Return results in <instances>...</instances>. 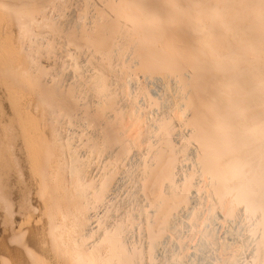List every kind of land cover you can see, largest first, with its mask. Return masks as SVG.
Returning <instances> with one entry per match:
<instances>
[{
    "label": "bare ground",
    "instance_id": "6f19581e",
    "mask_svg": "<svg viewBox=\"0 0 264 264\" xmlns=\"http://www.w3.org/2000/svg\"><path fill=\"white\" fill-rule=\"evenodd\" d=\"M56 2L0 0V264H156L155 258L159 264H264V0H99L89 25L72 36L77 20L69 35L71 44L92 52L86 76L75 70L61 42L44 48L36 41L39 29L68 34L73 18L66 26L49 19ZM40 54L50 56L53 70ZM68 66L76 72L71 89L64 87L69 105L81 98L107 129L114 125L116 153L107 130L97 132L96 126L87 125L94 133L85 127L79 134L92 132L83 138L86 147L78 139L84 159L81 148L74 144V150L61 135L69 126L64 118L70 123L74 113L62 109L64 98L55 104L64 94L54 95L61 88L55 78ZM131 85L148 110L160 107L155 117L132 98ZM189 143L196 147L193 162ZM117 151L121 159L146 154L138 176L141 200L152 209L142 227L144 250L135 243L127 247L120 227L98 232V238L88 228L86 212L104 204L127 170ZM180 156L183 166L191 159L190 172L179 173ZM101 158V173L90 178L97 173L93 161ZM14 216L24 220L15 225ZM242 221L251 238L260 232L257 243L248 239L250 249L241 239L249 233L239 235Z\"/></svg>",
    "mask_w": 264,
    "mask_h": 264
},
{
    "label": "rangeland",
    "instance_id": "374dc122",
    "mask_svg": "<svg viewBox=\"0 0 264 264\" xmlns=\"http://www.w3.org/2000/svg\"><path fill=\"white\" fill-rule=\"evenodd\" d=\"M56 1V0H55ZM68 1V2H67ZM99 0H58V2H56V4H58V6L56 5H54V6H52L51 7V9H47L48 11H47V13H48V15H49V19H51V21H53V23H55V24H57V26H59V24L60 25H62V24H64L65 26H66V24H68V22L66 21V20H68L69 19V17H70V19L71 18H73V19H71L70 21H69V23L71 24L72 22H73V24H71L70 25V30H67L68 31V34H66L65 33V31H62L63 30V28H61V31H58L59 33H56V35L54 34H50L49 33V31H46V30H44V31H42L41 29H39L38 31L40 32V34H41V39H36L35 37H34V39H36V41L37 42H39V44H41V46L42 47H47V46H50V43H51V47H55V48H57V45H58V48H59V45H60V47H62L61 49H63V46L67 49V50H69L68 52L72 55H70V57H69V59L68 60H70V62L72 61V64H74L76 67H75V70L77 71V72H79L80 74L82 73V75L84 74L85 76L86 75H88V73H90V71L92 70V65L90 66L89 65V63H91L92 61H93V56H92V52L90 51V50H87V49H83V50H81L82 48H77V46H76V42L74 43H72L71 44V36H69L70 35V33H72V31L74 32V33H72V36H77L75 33L78 31V32H80V30H81V26H84V25H89V22H90V19H91V17H92V14L94 13V10L93 9H101L100 7H99V2H98ZM73 2V3H72ZM88 3V4H87ZM78 4H80V5H78ZM60 5V6H59ZM76 5V6H75ZM72 6V7H71ZM53 7H55L54 9L55 10H53ZM85 7H87V9H85L84 10V8ZM97 7V8H96ZM73 8V9H72ZM66 9H67V11H66ZM71 9V10H70ZM52 10V11H51ZM70 10V11H69ZM75 10V11H74ZM74 11V12H73ZM83 11V12H82ZM65 12H67V13H65ZM50 13V14H49ZM75 13V14H74ZM72 14V15H71ZM74 14V15H73ZM51 15V16H50ZM71 16H73V17H71ZM81 16V17H80ZM83 16H84V18H83ZM78 17H80V18H78ZM64 18H65V20H64ZM85 18H86V20H85ZM88 18H89V20H88ZM81 21H80V20ZM83 19V20H82ZM77 20L79 21V22H77ZM85 20V22H83ZM65 22H66V24H65ZM75 22H77L76 24H77V30H76V28L75 29H73V30H71V26L72 25H76L75 24ZM87 22V23H86ZM85 23V24H84ZM69 25V24H68ZM56 26V27H57ZM74 26H72V28H73ZM80 29H79V28ZM44 32V33H43ZM61 32V33H60ZM47 33V34H46ZM63 33V34H62ZM64 33L66 34V37H65V35H64ZM61 35V36H60ZM64 35V36H63ZM55 36V37H54ZM59 36H60V38H59ZM63 36V37H62ZM194 36H196L195 34L193 35V36H191V37H189V38H192V37H194ZM54 37V38H53ZM70 37V38H69ZM43 38V39H42ZM62 38V39H61ZM66 38H67V41H66ZM71 39V40H70ZM33 40V39H32ZM32 40H31V43L33 44V42L35 43L36 41H34L33 40V42H32ZM50 40V41H49ZM68 40H70V42L68 43ZM37 42H36V44H37ZM45 42V43H44ZM49 42V43H48ZM54 42H56V43H54ZM61 42V43H60ZM49 44V45H46V44ZM67 45H66V44ZM36 44H33V46L35 45L36 46ZM45 44V45H44ZM69 44H71V47H69L70 45ZM78 44V43H77ZM63 45V46H62ZM74 46V47H73ZM53 47V48H54ZM76 47V48H75ZM44 48L43 49H41L42 51H44ZM52 48V50L51 51H54L55 49H53ZM74 48V49H73ZM51 49V48H50ZM73 50V51H72ZM77 50V51H76ZM86 50V51H85ZM57 50H55V52H56ZM72 51V52H71ZM88 51H90L89 53H88ZM43 53V52H42ZM54 53V52H53ZM52 53V54H53ZM83 53H84V55H83ZM43 55V56H42ZM75 55V56H74ZM42 56V57H41ZM46 55L45 54H40L39 56H38V58L40 57V59H45V61L43 60L42 62L40 61V59H39V61L42 63V64H46L45 66L47 67V65H48V62H47V60H46V58L47 57H50V56H48L47 55V57H45ZM91 56V57H90ZM76 57V58H75ZM129 57V56H128ZM78 58V59H77ZM87 58V59H86ZM126 60H128L127 59V56H125L124 57ZM48 60H49V58H47ZM72 59V60H71ZM75 59H77L76 61H75ZM92 59V60H91ZM91 60V61H90ZM80 63H79V62ZM88 61V62H87ZM90 61V62H89ZM45 62H47V63H45ZM52 62V61H51ZM83 62V63H82ZM116 62H118L117 60H116ZM77 63V64H76ZM85 63V64H84ZM93 64V63H92ZM117 65V63H115L114 62V65ZM130 64V63H129ZM43 65V66H44ZM115 65V66H116ZM49 67V66H48ZM48 67H47V69H48ZM69 67V66H68ZM78 67V68H77ZM49 68H52V70L54 69L53 67H49ZM70 68L71 67H69L68 69L66 68V70L67 71H65L66 72V74L64 75V76H62L61 77V75L62 74H60V73H63L64 74V70L63 71H61V72H59V73H57L56 71V73L53 71L52 72V76H53V74L55 73L56 74V76L58 75L59 77H60V79L59 78H55L56 80H57V84L55 85V84H53V85H55V86H57L59 83H60V85L57 87V88H59V87H63V89H64V87L66 88V89H68L69 90V88L71 89V87H72V80L74 79H76V76H74V74L76 73L75 71H74V69L72 68L71 70H70ZM77 68V69H76ZM118 68V67H117ZM86 69V70H85ZM70 73H69V72ZM48 72H49V74H48V76L51 74V72H50V70H48ZM75 72V73H74ZM74 73V74H73ZM55 74H54V76L53 77H55ZM68 74V75H67ZM69 74H71V75H69ZM51 76V77H52ZM57 76V77H58ZM74 76V77H73ZM73 77V79H71ZM66 78H68V80H64V79H66ZM54 79V80H55ZM69 79H71V80H69ZM58 80H60V81H58ZM63 80V81H62ZM141 80V79H140ZM59 82V83H58ZM72 82V83H71ZM75 82V81H74ZM71 83V85H70V87H69V84ZM65 84V85H64ZM67 84V85H66ZM51 85V84H50ZM53 85H51L52 87H53ZM68 86V87H67ZM48 87H50V86H48ZM52 87L49 89V90H51V92L53 91L52 90ZM57 88H55V89H57ZM61 88H59L60 89V91L58 92L57 90V94L55 93L56 91H53L55 94L54 95H56L57 97H58V94L60 93V92H63L64 94H63V97H62V94H59V96H61V97H59V99L58 100H56L57 101V103H55V98H54V102L53 103H55V104H57L58 105V102H59V100H60V98H64L63 100H64V102H65V104H67L66 106V109L65 108H63L62 107V109L63 110H69V112H71L70 114L68 113V115L70 116V115H72V113H74L73 114V119L72 118H70V123H69V119H66L67 117H65L64 119H62V120H64V121H68V123H67V121H66V123H63V125H65V124H68L69 126H67V125H65V126H67L66 128L64 127V129H62V131H61V135L63 136V138L65 137V139H68L69 141L70 140H72V144L74 145V144H77V146H78V144H80L79 142L80 141H82V139L85 137L86 138V136H87V134L86 135H83V137H80V135H82V130H83V132L84 133H86V130H90V128H89V126L90 127H95L96 126V129L97 128H99V129H97L98 131L97 132H100V131H106L105 133L107 134V136H110L111 137V143H113V144H109L110 146L112 145V147H110V149H112L115 153H116V149L118 148L117 147V145L116 144H119L120 142V138L118 139V136L116 135V132L114 133L113 131H116V129L114 128V125L113 126H111V129H107V126H106V123L104 124L103 122H104V120L102 121V120H100V118L101 117H99L98 116V114H97V117H99V118H97V117H95L94 115H96V113L95 114H93L94 112H93V110H94V108L93 107H91L90 105L88 106V103H86V106H84V103L82 104L81 102L83 101V100H81L80 101V99H77V100H79V103H80V105L82 106H80V105H78L79 103L78 102H74L75 104H77L78 106H80L79 108V110H81V111H77V110H75V109H78V107L76 108H73V106H72V101H70V105H69V95L67 94L66 95V93L68 92V90H66V89H61ZM150 88V87H149ZM154 87L152 86V89H153ZM58 89V90H59ZM191 89V88H190ZM61 90H63V91H61ZM136 90H138L137 88H136V86L135 85H131V95L133 94V96H132V98L133 99H135L136 97H137V103L139 104V106H141L140 108H142L143 110L145 109V107L147 108V104L143 101V98H142V96L139 94H137V93H139L138 91H136ZM67 91V92H66ZM52 92V93H53ZM70 92V91H69ZM137 92V93H136ZM71 94V93H70ZM117 95V93L115 94V96ZM55 96V97H56ZM114 96V95H113ZM114 96V97H115ZM120 95L118 94L116 97V99H120V97L122 98V96H120ZM138 96L139 97H141V98H138ZM53 97V96H52ZM131 98V99H132ZM62 99H61V101L60 102H62V106H63V101H62ZM66 99V100H65ZM83 99V98H82ZM68 100V101H67ZM142 100V101H141ZM52 101V100H51ZM117 101H120V100H117ZM124 101V100H123ZM86 102H87V100H86ZM129 102V101H128ZM73 103V104H74ZM145 103V104H144ZM54 104V105H55ZM157 104V103H156ZM210 104H212V103H210ZM119 105H121V104H119ZM70 106H72V108L70 107ZM84 106V107H83ZM118 106V105H117ZM150 106V105H149ZM157 107V109L155 110H153V108H152V106L150 107V108H152V109H150V110H152V111H150V110H148L149 109V107L147 108V110L146 111H148V112H150L151 113V115L150 116H152V117H155L157 114H158V111L160 110V107H158V105H156ZM194 106L196 107L197 105H196V103L194 104ZM90 108V109H89ZM93 109V110H92ZM159 109V110H158ZM92 110V111H91ZM77 111V112H76ZM86 111V112H85ZM91 111V112H90ZM95 111V110H94ZM80 112V113H79ZM93 112V113H92ZM157 114H156V113ZM160 112V111H159ZM66 112L64 111V114H65ZM79 113V114H78ZM63 114V115H64ZM93 114V115H92ZM62 115V118L64 117V116H66V115H64L63 116ZM81 116V117H80ZM72 117V116H71ZM77 118V119H74V118ZM81 119H80V118ZM87 117V118H86ZM79 118V119H78ZM90 118V119H89ZM71 119H72V121H71ZM99 119V120H98ZM62 120H61V123H62ZM82 120V121H81ZM92 120V121H91ZM63 121V122H64ZM97 121H98V123H97ZM102 121V122H101ZM95 122V123H94ZM76 123V124H75ZM71 124V125H70ZM86 124V125H85ZM94 126H93V125ZM84 125V126H83ZM87 125H89V126H87ZM101 125H102V128H101ZM106 127H105V126ZM60 126H62V124L60 125ZM73 126V127H72ZM116 126V125H115ZM85 127H88V129L87 128H85ZM103 127H104V129H103ZM79 128V129H78ZM85 128V129H84ZM80 129H81V131H80ZM93 129H95V128H93ZM92 129V130H93ZM95 129V130H96ZM101 129V130H100ZM103 129V130H102ZM64 130V131H63ZM66 130H68V131H66ZM79 130V131H78ZM85 130V131H84ZM92 130H90V131H92ZM95 130H93L94 132H96ZM100 130V131H99ZM109 130H111V132L109 133L108 131ZM90 131H87V133H89L88 135L89 136H87V137H91L90 136V134H92V132L90 133ZM75 132V133H74ZM81 132V133H80ZM93 132V133H94ZM118 132V131H117ZM69 133V134H68ZM101 133H103V132H101ZM104 133V134H105ZM80 134V135H79ZM105 134V135H106ZM66 135V136H65ZM67 135H69V136H67ZM106 136V137H107ZM69 137V138H68ZM76 137V138H75ZM110 137H107V139H108V142H109V140H110ZM71 138V139H70ZM81 140H80V139ZM84 138V139H85ZM176 138V140L177 139H179L178 137H175ZM78 139L80 140V141H78ZM83 139V142L85 143V147H86V142H85V140ZM114 140V141H113ZM174 140V142H173V145H174V143L176 144V145H178V146H175L176 148L177 147H179L180 146V144H178V142H179V140ZM74 142V143H73ZM76 142V143H75ZM109 142V143H110ZM119 142V143H118ZM70 143V142H69ZM71 143H70V145H71V147L74 149V148H76V146L74 147L73 145H72ZM185 144V143H184ZM190 144V143H189ZM188 144V145H189ZM81 145V144H80ZM116 146V147H114V146ZM186 146L187 147V149H186V147H185V149H183V152L182 153H186V152H188V150H189V146ZM191 146H190V153L191 154H193V156L191 155V154H189V153H187V154H185L184 156L186 157V155H187V157H190V155H191V159H192V157H194V155H195V153L193 152L194 150H196V147L193 145V144H190ZM84 147V146H83ZM83 147L82 146H78L77 148H81V150L79 149V150H77L78 151V154L80 155V154H83V155H80V157H83V159H84V157L86 158V156H84V154H86V149L84 148V151H82L83 150ZM192 147L194 148L192 151H191V149H192ZM115 149V150H114ZM178 149V148H177ZM75 150V149H74ZM184 150H186V152H184ZM76 151V152H77ZM112 151V152H113ZM80 152V153H79ZM81 152H83V153H81ZM118 152H120V151H117V154H115V153H113L114 155H116V156H119V153ZM196 152V151H195ZM146 153V152H145ZM121 152H120V156H119V160H124L125 161V163L122 161V163H124L125 164V166H126V168H123V169H127V170H122V172H120L119 173V175L120 176H118V177H121V178H118L117 179V181H116V183H115V188H114V192L111 194H109L108 196V198H105L106 199V201L104 202V204H101V205H99V206H97L98 208L96 209L95 208V210H93V209H91L92 210V213H91V210H88L86 213H87V215H88V217H90V220L89 221H91L89 224H88V228H90L91 227V230H92V228L94 229V230H92V233H93V231H95L92 235H95V236H97V234H98V232L99 233H101V232H103V231H109V229L110 230H112L111 229V227L113 228H119L120 227V230L122 231V229H123V231H122V233H124L123 235H124V237H125V239H126V241H125V239H124V241L125 242H127L128 240V242L127 243H125V244H127V247L128 246H130L131 245V247H133V244H134V246L135 245H137V246H140L141 248H142V246H143V240L145 239V233L142 231V230H144V229H142V227H143V225H144V222H145V220H147L148 219V217H150V216H145V215H147V214H149L150 215V213H151V208H148V207H146L147 205H149V204H145L144 202L146 201L145 200V198H142V200H141V195L140 194H142L141 193V191L139 190L140 189V187H139V185H140V181H139V178L140 177H138V176H140V171H141V163L143 162V156L144 157H146V154H144V153H142V154H136V156H140L141 158H139V157H136L135 155H133V157L131 156L132 154H130L129 153V157L127 158V156H124V159H121V158H123L122 156H121ZM135 154V153H134ZM143 155V156H142ZM179 155H181V154H179ZM182 156V155H181ZM181 156H180V159H181ZM136 157V158H135ZM133 158V159H132ZM101 159H103V158H101ZM101 159H99V161L101 162H99V164H98V162L96 163L95 161H93L94 162V165L92 164V166H95V169H96V171H97V173L93 170L92 172L94 173V175H93V173L91 174V170H90V178H93V179H95V180H97V178H98V175L101 173V171L100 170H102V168H103V163H104V159L103 160H101ZM126 159H128V160H126ZM142 159V160H141ZM182 159H183V157H182ZM182 159L180 160V162L182 163ZM191 159H189V158H187V159H184V160H186L187 161V164H188V166H187V164H186V162L183 160V162H185V166H183V163H182V167H178V169H180L179 170V173H180V171H182V174H185L186 172L188 173V172H190L191 170H189V169H193L192 167L193 166H189L193 161H194V158L192 159V162H189L188 160H191ZM133 160V161H132ZM66 161V160H65ZM127 161V162H126ZM142 161V162H141ZM92 162V163H93ZM131 162V163H130ZM135 162V163H134ZM95 163H96V165H95ZM190 163V164H189ZM124 164H122V165H124ZM99 166V167H98ZM141 166V167H140ZM179 166H181L180 164H179ZM131 167V168H130ZM138 167V168H137ZM140 168V169H139ZM182 168H184L183 170H182ZM93 169H94V167H93ZM98 169H99V171H98ZM133 169H135V170H133ZM131 170H133V171H131ZM189 170V171H188ZM124 171V172H123ZM126 171V172H125ZM128 171V172H127ZM183 171H184V173H183ZM132 172V173H131ZM135 172V173H134ZM124 173V174H123ZM127 173V174H126ZM129 173H130V175H129ZM68 174V173H67ZM97 174V175H96ZM125 174H126V176H125ZM135 174V175H134ZM65 175V174H64ZM124 175V176H123ZM134 175V176H133ZM180 175V174H179ZM178 175V176H179ZM69 176V175H68ZM71 176V175H70ZM70 176L69 177H67V176H65L67 179L69 178L70 179ZM177 176V177H178ZM181 176V175H180ZM64 177V176H63ZM64 177V178H65ZM133 177H134V179H133ZM137 177H138V179H137ZM176 177V178H177ZM71 178H73V177H71ZM126 178H128V180L126 179ZM180 178V177H179ZM178 178V179H179ZM126 179V180H125ZM131 179V180H130ZM134 181H133V180ZM177 179V180H178ZM94 180V181H95ZM121 180V181H120ZM124 181V182H123ZM128 181H130L129 183H128ZM133 181V182H132ZM138 181V182H137ZM120 182H122V183H120ZM132 183H133V185H132ZM137 183V184H136ZM117 184V185H116ZM126 185V186H125ZM129 186V187H128ZM133 186H134V188H133ZM123 188V189H122ZM132 189V190H131ZM127 190V191H126ZM129 190V191H128ZM133 190H135V191H137V192H135V191H133ZM118 191V192H117ZM139 191V192H138ZM121 192V193H120ZM133 192V193H132ZM127 193V194H126ZM118 194V195H117ZM130 194H133V195H131L130 196ZM137 195V196H136ZM112 196V197H111ZM140 196V197H139ZM115 197V198H114ZM119 197V198H118ZM126 197V198H125ZM127 197H128V200H127ZM130 197V198H129ZM142 197H144L143 195H142ZM108 199V200H107ZM119 199V200H118ZM110 203H109V202ZM137 201V202H136ZM34 202V201H33ZM143 202V203H142ZM140 203V204H139ZM146 203H148L147 201H146ZM107 204V205H106ZM117 204V205H116ZM124 204V205H123ZM34 205H36L35 203H34ZM122 205V206H121ZM135 207H134V206ZM142 205V206H141ZM120 206V207H119ZM144 206H145V208H144ZM100 207V208H99ZM105 207V208H104ZM110 207V208H109ZM112 207V208H111ZM141 207V208H140ZM107 208V209H106ZM124 208V209H123ZM140 208V209H139ZM144 210H143V209ZM147 208V209H146ZM102 209H103V211H102ZM110 209V210H109ZM120 209V210H119ZM129 209V210H128ZM135 209V210H134ZM137 209V210H136ZM148 209H151V210H148ZM123 210V211H122ZM141 210V211H140ZM148 211V213H146V211ZM38 211V213H39V215H40V210L39 209H37L36 210V212ZM114 211V212H113ZM118 211V212H117ZM138 211V212H137ZM144 211H145V213L146 214H144ZM150 211V212H149ZM35 212V215H31V217H30V220L31 221H36V220H38V218L39 217H37V216H39L38 215V213H36ZM89 212V213H88ZM127 212V213H126ZM34 213V212H33ZM118 213V214H117ZM126 213V214H125ZM141 213V214H140ZM95 214V215H94ZM108 214V215H107ZM111 215V216H110ZM114 215V216H113ZM32 216H33V219H32ZM37 218H36V217ZM15 217V218H14ZM13 217V221H14V223H15V225H16V223L18 224V223H22V221L24 220L23 219V217H21V216H14ZM96 217V218H95ZM131 217V218H130ZM147 217V218H146ZM94 218V219H93ZM108 218V219H107ZM110 218V219H109ZM122 218V219H121ZM23 219V220H22ZM124 219V220H123ZM145 219V220H144ZM97 220V221H96ZM139 220H140V222H139ZM17 221V222H16ZM19 221V222H18ZM105 221H107V223L105 222ZM121 221V222H120ZM126 221V222H125ZM130 222V223H129ZM99 223H101V224H99ZM111 223V224H110ZM119 223H122V227L120 226V225H117V224H119ZM126 223H127V226H123V224L124 225H126ZM133 223H135V224H133ZM246 223V222H245ZM243 221L241 222V223H238V224H240V225H238L237 224V228L238 229H241L242 231L241 232H239V231H237V228H236V226L233 228V229H236L235 231V234L237 233V232H239L240 234V236H241V234H244L245 232H248L249 233V236H247V235H242L241 236V239H242V237L245 239V240H247V241H245V242H250V240L252 241V242H256L257 243V241L256 240H254V238H256V237H254L255 235H257V234H259L260 232H258L257 233V228H254L255 230H256V233L257 234H254V231L252 232V234H254L253 235V238H251V236H250V232H249V229H251V228H249L248 230L246 229V227H250V225L249 224H247L248 226H244V225H246ZM100 226H99V225ZM244 224V225H243ZM105 225V226H104ZM114 225H116V226H114ZM135 225V226H134ZM1 226V225H0ZM5 226V225H4ZM7 226H9V224H7L6 225V227ZM245 227L244 229L246 230V231H244L243 229H242V227ZM3 225L1 226V228H0V230H2L3 228H5V227H3ZM11 227V226H10ZM98 227H99V229H98ZM106 227H107V229H106ZM128 227V228H127ZM131 227V228H130ZM141 227V228H140ZM241 227V228H240ZM252 227V226H251ZM8 228V227H7ZM87 228V229H88ZM130 228V229H129ZM218 227H216V233H218L219 231H220V228H218ZM253 228V227H252ZM104 229H106V230H104ZM132 229H134V230H132ZM140 229V231L138 232V230ZM26 230V229H25ZM99 230V231H98ZM102 230V231H101ZM125 230V231H124ZM219 230V231H218ZM253 230V229H252ZM259 230V229H258ZM134 232V233H133ZM144 234H143V233ZM243 232V233H242ZM144 235V237H143V235ZM238 234V233H237ZM251 234V235H252ZM126 235V236H125ZM134 235V236H133ZM220 235V234H219ZM238 235V236H239ZM98 236H99V234H98ZM98 236H97V238H98ZM138 236H139V238H138ZM129 237H130V239H129ZM137 237V238H136ZM246 237V238H245ZM259 237H260V234H259V236H258V238H256L257 240L259 239ZM96 237H94L93 236V238L92 239H95ZM96 238V239H97ZM250 238V240H248ZM140 239H142V240H140ZM254 240V241H253ZM91 241H93V240H91ZM252 242H250V243H252ZM130 245H129V244ZM138 243V244H137ZM144 243H145V241H144ZM250 243H248V244H245L246 246L247 245H249ZM254 245H256L255 243H253ZM145 245V244H144ZM251 245L252 244H250V246H247V249H250V247H251ZM126 246V245H125ZM136 246V247H137ZM253 249L255 248V246H253L252 247ZM140 248H137L136 250L137 251H139L140 252V250H139ZM253 249H251V251L253 250ZM142 250H144V246H143V248H142ZM141 250V251H142ZM157 258H155V260L153 261V263H156V264H159L158 263V260L159 259H157ZM156 261V262H155ZM160 262V261H159ZM203 262H205V264H207L206 262V260H204ZM151 264V263H150ZM245 264V263H244Z\"/></svg>",
    "mask_w": 264,
    "mask_h": 264
}]
</instances>
